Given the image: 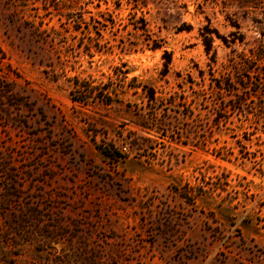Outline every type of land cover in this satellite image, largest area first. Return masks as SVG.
I'll list each match as a JSON object with an SVG mask.
<instances>
[{"label": "rangeland", "instance_id": "1", "mask_svg": "<svg viewBox=\"0 0 264 264\" xmlns=\"http://www.w3.org/2000/svg\"><path fill=\"white\" fill-rule=\"evenodd\" d=\"M56 1L0 0V264H264V0Z\"/></svg>", "mask_w": 264, "mask_h": 264}, {"label": "trees", "instance_id": "2", "mask_svg": "<svg viewBox=\"0 0 264 264\" xmlns=\"http://www.w3.org/2000/svg\"><path fill=\"white\" fill-rule=\"evenodd\" d=\"M51 1L53 2L54 5H56V4H58L60 2V1H56V0H51ZM98 15H100V13H98ZM181 27H185V28H181ZM181 27L178 30L179 32H181L183 30H185L187 32L190 31L189 26L182 25ZM212 33H214V35L216 36L217 39H221V38H219V36H218V34L216 32H204V33L201 32V34H200L203 37V46H204V50H205L206 54H208L211 51V49H212V42L213 41H212V38L211 37L210 38H207L204 35L205 34H212ZM221 41L223 43H226V41L223 40V39H221ZM149 49L152 50V51H155V50L160 49V46H158V45H150L149 46ZM212 57H214V55H212ZM162 58L164 59L163 69H164V71H166L167 66L170 63V54L164 51L163 54H162ZM104 155L107 156V157H109L110 154L105 153ZM119 158H120V156L116 155V157L114 158V160L117 161V159H119Z\"/></svg>", "mask_w": 264, "mask_h": 264}]
</instances>
